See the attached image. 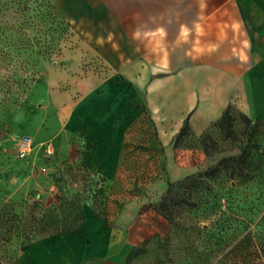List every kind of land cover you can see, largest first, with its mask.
Here are the masks:
<instances>
[{
  "label": "rangeland",
  "instance_id": "obj_1",
  "mask_svg": "<svg viewBox=\"0 0 264 264\" xmlns=\"http://www.w3.org/2000/svg\"><path fill=\"white\" fill-rule=\"evenodd\" d=\"M144 83L88 49L53 0H0V264L161 198L186 203L171 206L173 224L159 214L142 227L132 264H264V118L231 110L225 124L195 134L189 121L180 134L185 116H156ZM23 135L34 141L22 156ZM244 149L255 177L221 173L191 194L178 185Z\"/></svg>",
  "mask_w": 264,
  "mask_h": 264
},
{
  "label": "crops",
  "instance_id": "obj_2",
  "mask_svg": "<svg viewBox=\"0 0 264 264\" xmlns=\"http://www.w3.org/2000/svg\"><path fill=\"white\" fill-rule=\"evenodd\" d=\"M53 2L88 49L125 76L145 79L156 94V116L180 112L195 134L228 105L264 118V0ZM97 111L96 102L91 120ZM57 119L63 123V114ZM158 216L149 209L135 218L124 211L112 220L90 218L84 233L33 241L12 264H132L142 227L155 228Z\"/></svg>",
  "mask_w": 264,
  "mask_h": 264
},
{
  "label": "trees",
  "instance_id": "obj_3",
  "mask_svg": "<svg viewBox=\"0 0 264 264\" xmlns=\"http://www.w3.org/2000/svg\"><path fill=\"white\" fill-rule=\"evenodd\" d=\"M231 110L238 111L233 106L228 105L222 111L220 117L218 118V123L220 124L227 123L230 120L229 114ZM238 112L243 114V112L241 111H238ZM188 129H190V126H189V121H188V116H187L184 119L182 126L180 128V134H183V132L187 131ZM204 150L205 152H207L205 147H204ZM259 167L260 165H258V163L254 165L249 160H247V153H245V149H244L241 152V154L238 156L222 157L216 165L208 166L205 170L199 172L198 174L194 176L186 177L182 181L178 182V185L181 188H183L184 191L189 190L188 194H191L192 190L199 189V188H205L203 187V185L207 184L208 180L218 177L221 173H223L230 180H234V178L237 176L243 177L244 179H251L255 177L254 175H251V172L258 169ZM172 185L173 184H169V188ZM169 188L167 192H169ZM179 202L186 203L184 199L179 200ZM179 202H176L175 199L166 200L164 198H161L160 203H153L152 206L157 214L162 215L171 224H173L171 206H174L175 204ZM138 245L132 248L130 255H129L130 261H131L132 254L136 251V249L138 248Z\"/></svg>",
  "mask_w": 264,
  "mask_h": 264
},
{
  "label": "built area",
  "instance_id": "obj_4",
  "mask_svg": "<svg viewBox=\"0 0 264 264\" xmlns=\"http://www.w3.org/2000/svg\"><path fill=\"white\" fill-rule=\"evenodd\" d=\"M31 148H32V138L26 135L21 136L18 142V151L20 155L23 156L28 154Z\"/></svg>",
  "mask_w": 264,
  "mask_h": 264
}]
</instances>
